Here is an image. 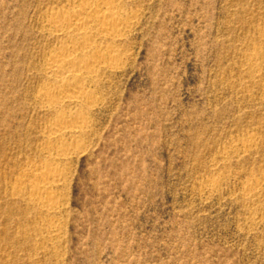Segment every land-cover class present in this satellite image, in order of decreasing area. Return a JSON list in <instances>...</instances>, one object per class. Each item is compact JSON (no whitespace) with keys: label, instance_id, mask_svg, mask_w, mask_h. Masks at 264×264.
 Wrapping results in <instances>:
<instances>
[{"label":"rangeland","instance_id":"1","mask_svg":"<svg viewBox=\"0 0 264 264\" xmlns=\"http://www.w3.org/2000/svg\"><path fill=\"white\" fill-rule=\"evenodd\" d=\"M81 1L0 0V264H264V0H117L120 65L52 108Z\"/></svg>","mask_w":264,"mask_h":264},{"label":"bare ground","instance_id":"2","mask_svg":"<svg viewBox=\"0 0 264 264\" xmlns=\"http://www.w3.org/2000/svg\"><path fill=\"white\" fill-rule=\"evenodd\" d=\"M118 1L121 2V0ZM118 1L99 0L97 2L94 0H83L79 7L76 6L77 4L75 5L78 7L76 9L54 13L53 17L51 14L50 17L52 18L50 21L48 20L50 23L48 26H51V30L62 37V40L66 39L70 44L67 42L64 49L53 54L49 58V61H47V65L45 64L46 72L55 77L59 83H64L62 84L63 86L59 85L60 88L58 91L60 95L58 97L48 91L44 93V98L47 100L49 107L58 108L61 103L66 101L83 102L82 104H86L84 102L87 101V96L89 95L87 93L88 91H86L85 80L91 78L94 73L104 67L111 69L117 67V64H119L118 55H116L118 52L115 54L113 51L112 53V51L110 52L111 49H108L109 51L107 52V49L105 51L102 48H98L99 46L94 45L95 37L111 39L115 43L114 40L119 39L121 36L123 37L124 30L128 28L127 18L121 14ZM128 23L130 25L132 22ZM81 55L83 56L81 57ZM45 99L44 101H46ZM63 123L55 127L54 134L64 132L65 130L76 133V131H84L86 128L81 123L66 125H63ZM59 155L63 158L68 156L67 153ZM46 183L51 185L49 182ZM256 185L250 184L248 189L252 190Z\"/></svg>","mask_w":264,"mask_h":264}]
</instances>
